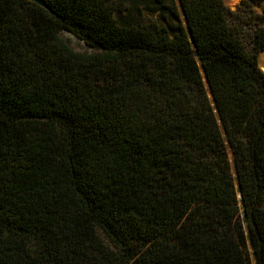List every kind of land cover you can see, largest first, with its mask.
Segmentation results:
<instances>
[{
    "label": "trees",
    "instance_id": "1",
    "mask_svg": "<svg viewBox=\"0 0 264 264\" xmlns=\"http://www.w3.org/2000/svg\"><path fill=\"white\" fill-rule=\"evenodd\" d=\"M42 1L0 0V264H264V0Z\"/></svg>",
    "mask_w": 264,
    "mask_h": 264
},
{
    "label": "rangeland",
    "instance_id": "2",
    "mask_svg": "<svg viewBox=\"0 0 264 264\" xmlns=\"http://www.w3.org/2000/svg\"><path fill=\"white\" fill-rule=\"evenodd\" d=\"M224 2L231 10L236 9V8H233V6H231V4L228 2V0H224ZM254 9L256 12H262V10L264 9V1L261 2L260 4L254 5ZM240 36L242 38L243 44H244L247 52L252 53L253 52V44L251 41L249 29L244 28L243 30H241ZM60 37L75 52L81 53V52H86V51L87 52L93 51V49H90V48L88 49L82 40H80L79 38H77L76 36L72 35L69 32H61ZM263 51H264V48L262 50H260L258 55H257V60H258L259 66H260V63H259L260 57H261V54Z\"/></svg>",
    "mask_w": 264,
    "mask_h": 264
},
{
    "label": "water",
    "instance_id": "3",
    "mask_svg": "<svg viewBox=\"0 0 264 264\" xmlns=\"http://www.w3.org/2000/svg\"><path fill=\"white\" fill-rule=\"evenodd\" d=\"M39 5H42L44 7H47L46 4L42 0H31ZM228 2L233 6V8H236L237 5L239 4L240 0H228Z\"/></svg>",
    "mask_w": 264,
    "mask_h": 264
},
{
    "label": "bare ground",
    "instance_id": "4",
    "mask_svg": "<svg viewBox=\"0 0 264 264\" xmlns=\"http://www.w3.org/2000/svg\"><path fill=\"white\" fill-rule=\"evenodd\" d=\"M259 63H260V66H259L260 69L264 72V51L261 54Z\"/></svg>",
    "mask_w": 264,
    "mask_h": 264
}]
</instances>
